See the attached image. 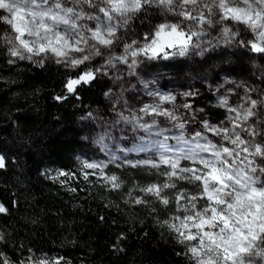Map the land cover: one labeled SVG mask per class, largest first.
<instances>
[{
  "label": "trees",
  "instance_id": "obj_1",
  "mask_svg": "<svg viewBox=\"0 0 264 264\" xmlns=\"http://www.w3.org/2000/svg\"><path fill=\"white\" fill-rule=\"evenodd\" d=\"M165 20L177 22L182 17L147 8L134 22L135 37L144 39ZM228 22L232 23L230 17ZM132 35L129 32L127 38ZM251 37V32L243 31L241 47H220L203 58L193 54L191 58L162 59L161 68L167 75L145 74L151 88L162 86L175 97L163 101L161 107L190 105L191 112L181 107L177 115L184 114L181 122L192 132L202 131L203 121L231 126L227 111L214 100L218 89L237 91L228 94L235 107L241 102L251 107L249 100L264 98V53L252 49V43L260 42L257 38L249 43ZM3 52L0 49V155L5 157V167L0 169V204L8 209L0 213L3 258L20 263L30 255L43 254L60 256L67 264H194L185 244L176 239L177 233L157 223L171 220L176 202L163 207L141 191L166 177L144 172L141 167L111 166L106 176L118 175L125 182L120 189H113L95 174L85 180L75 158L89 143L88 130L113 138L121 131L124 121L107 93L114 73L123 84L131 85L134 77L128 68L96 76L68 93L67 81L83 75L84 67L78 75L54 64L40 68L29 61L9 63ZM223 76L230 78V84H225ZM142 103L144 107L156 105L151 100ZM260 112L264 115V106ZM151 115L149 112L150 119ZM157 119L162 124L169 121L163 116ZM210 136L219 141L214 134ZM61 170L74 178L52 179ZM187 186L186 181L178 183L180 188ZM137 198L145 202L136 204Z\"/></svg>",
  "mask_w": 264,
  "mask_h": 264
},
{
  "label": "clouds",
  "instance_id": "obj_2",
  "mask_svg": "<svg viewBox=\"0 0 264 264\" xmlns=\"http://www.w3.org/2000/svg\"><path fill=\"white\" fill-rule=\"evenodd\" d=\"M70 5L69 0H0V12L5 13L0 15V24L5 25L0 30V49L9 57V63L29 61L40 68L46 63L54 64L62 66L69 74L77 72L78 75L79 70L84 67L83 73H94L95 77L107 76L109 71L120 72V66L127 65L128 74L132 75L135 74L136 67L144 62L142 58L149 61L158 58H191L193 54L203 58L208 52L220 47H241L243 31L252 33L249 43L257 38L260 43H264V0H71ZM147 8H157L161 14L178 15L182 20L157 23L144 39H137L134 35V22ZM229 17L232 23L228 22ZM13 24L20 29V33ZM212 29L217 30L213 33ZM129 32L133 33L130 39L127 38ZM18 35L20 40L17 39ZM29 47L33 51L30 52ZM117 48H121V51L118 52ZM14 51L15 56L12 54ZM98 58L100 63L93 64ZM225 101L228 105V100ZM251 101L248 103L251 104ZM255 102V107L237 105L242 115L229 116L231 126L215 127L203 121L206 132L217 129L214 133L220 143H214L207 135L196 131L195 144L200 147L195 148L198 153L195 156L190 151L194 145L185 138L186 134H191L187 133L185 123L181 122L184 114L180 113L179 117L177 115L181 107L191 112V108L186 107L188 104L181 106L173 103L171 109H165L160 104L150 106L155 109L150 121L142 120L138 115L121 116L137 135L140 131H153L154 126L158 125V116L174 121L172 127L180 130L179 134L171 137L175 140L174 145L169 143L170 137L164 128L159 127L155 129L159 135L150 141V150H125L143 152L145 158L137 160L136 166L150 165L159 177H166V180L159 183L160 196L155 192L145 191L154 197L153 203L159 201L160 205L168 207L170 203L176 202L177 207H183V203H177L178 198L181 193L185 197L189 193L178 187V182L193 184L196 179L192 176L191 167H181V163L205 159V154L208 153L205 144L220 153L225 147L224 142H228V147L233 150L230 158L233 171L237 175L247 172L255 177L257 184L264 183L261 180L264 177V115L260 112V107L264 106V98ZM249 112L250 117L245 119ZM143 113L144 116L149 115L148 110ZM233 121L239 126H235ZM225 129L226 132L223 131ZM244 149L248 151L245 152ZM116 162L117 157L113 155L111 163ZM131 163L130 160L121 159V166ZM114 176L117 177L120 189L125 182L118 175ZM154 185L157 184L152 183L150 186ZM161 197L166 198L168 204H163ZM166 221L169 220L157 223L161 228H168ZM176 239L179 240L178 237ZM185 247L187 249L188 245L185 244ZM189 260L195 264L191 256ZM215 264H222L219 256L216 257ZM243 264H264V245L250 249Z\"/></svg>",
  "mask_w": 264,
  "mask_h": 264
},
{
  "label": "snow or ice",
  "instance_id": "obj_3",
  "mask_svg": "<svg viewBox=\"0 0 264 264\" xmlns=\"http://www.w3.org/2000/svg\"><path fill=\"white\" fill-rule=\"evenodd\" d=\"M238 19L241 17H237ZM13 27L18 33L20 29L13 24ZM160 36V33H157ZM20 40V35L17 36ZM251 47L256 52L264 53V47L261 43H252ZM30 52L33 51L29 47ZM41 51H44L41 48ZM13 56L16 55L14 51ZM95 77V74L84 73L78 79L67 81L66 88L68 93L76 91V85L81 83H89ZM57 100L62 97H56ZM173 96H161V101H173ZM221 105H226L225 100H221ZM251 105L255 107V100H252ZM186 107H191L186 105ZM148 110L151 113L155 109L150 106H145L142 111ZM236 112V109H231ZM250 112L245 115V119L250 117ZM242 115L238 113L237 116ZM235 126H239L236 121H233ZM143 126V125H141ZM215 132L217 129H212ZM226 132L227 130H223ZM194 145L190 150L192 154L198 155L195 148L200 147L193 142ZM211 152V157L205 159H193L194 163L198 162L203 165V168L191 167L193 178L198 182H202V194L210 203L207 207L198 208L196 201L197 196L185 197L182 193L178 198L177 203L188 200L190 203H183L182 210L185 213L183 217L174 216L171 221H166V226L177 233L179 241L188 245L187 253L195 261V264H215L216 257L219 256L222 264H243L250 249L257 245H264V183L257 186L255 177L250 176L247 172L243 175H237L233 171V166L230 158L233 155V150L225 146L222 152L217 153L207 144L204 145ZM247 152V149H244ZM227 154V157L225 156ZM167 163V161H165ZM83 169V177L88 179L89 175H94L95 172L89 173L88 170H98L101 177L106 183H109L111 188L118 189L117 177L114 175H104V167L96 163L81 161ZM5 167V157L0 155V169ZM60 177L74 178L70 172L63 170L58 171L52 179ZM167 187V186H166ZM75 191V189H71ZM141 191L147 193L155 192L160 196V186H149ZM136 204H142L145 201L135 199ZM163 204H168V200L161 197ZM8 209L0 204V213L7 212ZM3 236L0 235V240ZM207 253V255H206ZM0 264H8V261L0 254ZM31 264V261H29ZM37 264H48L46 260H40ZM55 264H60L56 261Z\"/></svg>",
  "mask_w": 264,
  "mask_h": 264
},
{
  "label": "rangeland",
  "instance_id": "obj_4",
  "mask_svg": "<svg viewBox=\"0 0 264 264\" xmlns=\"http://www.w3.org/2000/svg\"><path fill=\"white\" fill-rule=\"evenodd\" d=\"M71 2V0H69ZM242 6V5H241ZM95 11V9H92ZM5 13L0 12V15H4ZM5 27V25H3ZM264 44V43H263ZM163 58H158L156 60L152 61H147L145 60L144 63L139 64L136 67L135 74H132L131 76L134 77V80L132 81L131 85H129V82L127 84H123L122 81H119L118 77L119 74L114 73L113 79H111V89H109V93H107L108 98L114 99V104L118 106V113L120 116H123V114H131L132 115H138L139 117L142 118V120H147L150 121V116H144V113L142 109H144L143 103L145 100H151V102L155 104H163V101L160 100L161 96L168 95L169 94V89H162V86L154 85L152 88L149 86L148 81L146 79V73L149 71L151 74L153 73L156 75L154 72H158L160 76H162L165 72L164 69L161 68V61ZM100 59L98 58L97 60L93 61V64L97 65ZM130 62V61H129ZM121 69H127V65H121ZM154 68V69H151ZM167 75V72H165ZM264 77V76H263ZM225 84H230L231 80L230 78L223 76ZM169 84H172L170 79H167ZM194 86V82L192 81V85ZM190 86V87H191ZM121 88V90H120ZM154 89H157L158 91H154ZM194 89V88H193ZM120 90V91H119ZM123 90V91H122ZM195 91V89H194ZM237 93L236 90L233 91V89L229 90L226 88H221L218 89L214 93V100L221 105V100H228V105L224 106L223 108L227 111L228 116H235L238 113H240L239 108L235 107L234 105L231 104L230 99L228 94L229 93ZM132 96V99H131ZM157 97L158 99H155ZM240 106L245 107V103L241 102L239 104ZM231 109H236V112L231 111ZM90 119H86V121H89ZM92 121V120H91ZM90 121V122H91ZM113 121V120H110ZM208 122V121H207ZM172 121H165L163 124L158 121V125L154 126L153 131H140L139 135L136 133H133L131 130V125L127 123V121H124V125L121 127V131H119L116 135V138L113 137H107L102 134H96L93 130H88L89 131V137H88V142L87 147L85 149H82L76 153L75 158H77L78 162L80 163L81 166V161H87L91 163H96L101 166L106 165L104 167V175H106V171L108 168L111 166H116L120 167L121 166V159H127L130 160L132 163L131 164H126L121 167H126V166H135L136 168H139L136 166V161L141 160L145 158V154L143 152L137 153V152H126L125 150L128 148H136L137 150L143 149L144 151L150 150L152 147L150 141L155 140V138L159 135V133L155 130L156 128L162 127L164 128V131L167 135H169V143L170 144H175V140L172 139L171 137H174L175 135L179 134L178 129H174L172 127ZM212 125H214L211 122H208ZM203 126V125H202ZM218 127V126H215ZM201 133H204L207 135V137L211 139V134H214V132H206L205 129L200 131ZM187 133H190L191 135L186 134V139L190 140L191 142L195 143L196 138H195V132H192L191 130L187 129ZM140 137H144V139H140ZM134 141H138V143H134ZM214 143L219 144L220 141H215L212 140ZM204 142V141H201ZM224 146H229L228 142H224ZM115 155L117 157V162L115 164L111 163V158L112 156ZM206 157H211V152L205 154ZM243 155V153L241 154ZM198 167V168H203V165H199L198 162L194 163L193 161H182L181 167ZM141 168L144 169V172H149V173H157L155 169L151 168L150 165L147 166H140ZM167 166H162V168H165ZM81 171H83L82 166H81ZM89 173L95 172V175L99 176L100 178V172L98 170H88ZM166 180V179H165ZM261 180L264 181V177H261ZM187 182V181H186ZM179 183V182H178ZM188 183V182H187ZM157 185H159L158 182H156ZM151 185V184H150ZM149 185V186H150ZM259 186V184L257 185ZM182 190H186L189 195L188 197L191 196H197L198 200L196 201L197 207L202 208V207H207L210 203L206 199V197L203 196L202 194V182L195 181L193 184H189L185 188H181ZM167 191V190H166ZM181 203H190V201L185 200L181 201ZM177 206V205H176ZM185 213L183 212L181 207H177L176 213L173 215L178 216V217H183ZM171 221V220H170ZM40 260H46L48 264H55L56 261H59L60 264H67L63 263V259L60 256H53L49 257L46 255L41 254L40 256H33L30 255L27 257L25 260H23L20 263L17 262H11L9 260L8 264H29V261H31V264H37L38 261Z\"/></svg>",
  "mask_w": 264,
  "mask_h": 264
}]
</instances>
